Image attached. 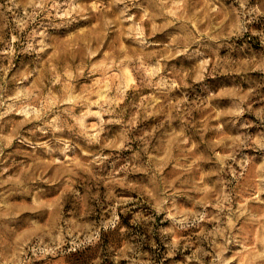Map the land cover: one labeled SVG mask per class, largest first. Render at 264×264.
<instances>
[{"label": "clouds", "instance_id": "obj_1", "mask_svg": "<svg viewBox=\"0 0 264 264\" xmlns=\"http://www.w3.org/2000/svg\"><path fill=\"white\" fill-rule=\"evenodd\" d=\"M97 249L264 264V0H0V264Z\"/></svg>", "mask_w": 264, "mask_h": 264}, {"label": "rangeland", "instance_id": "obj_2", "mask_svg": "<svg viewBox=\"0 0 264 264\" xmlns=\"http://www.w3.org/2000/svg\"><path fill=\"white\" fill-rule=\"evenodd\" d=\"M3 63L5 66H7L8 61L4 60ZM17 63L18 61L13 60V64H17ZM109 239L114 241L115 237H109ZM102 257H103V253L99 249L89 250L88 252L85 253H80L74 256L63 257L57 260L50 261L49 264H94L96 259Z\"/></svg>", "mask_w": 264, "mask_h": 264}]
</instances>
